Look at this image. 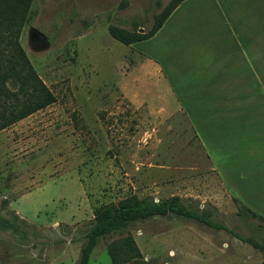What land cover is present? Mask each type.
<instances>
[{"label":"rangeland","instance_id":"1","mask_svg":"<svg viewBox=\"0 0 264 264\" xmlns=\"http://www.w3.org/2000/svg\"><path fill=\"white\" fill-rule=\"evenodd\" d=\"M169 2L32 1L19 43L56 102L0 131L2 264H76L94 209L133 186L139 198L180 195L208 224L173 214L131 222L143 261L127 264H264L236 237L264 243V220L240 217L219 186L206 195L202 147L155 72L162 39L126 46L108 33L110 25L148 31ZM32 28L42 42H30ZM179 177L174 191L155 190ZM84 195L89 203L69 220ZM118 237L100 238L88 264H111L106 244Z\"/></svg>","mask_w":264,"mask_h":264},{"label":"crops","instance_id":"2","mask_svg":"<svg viewBox=\"0 0 264 264\" xmlns=\"http://www.w3.org/2000/svg\"><path fill=\"white\" fill-rule=\"evenodd\" d=\"M158 37L155 72L202 147L207 197L219 186L264 220V0H184L149 39ZM181 180L155 190L174 191ZM84 198L69 220L89 203Z\"/></svg>","mask_w":264,"mask_h":264},{"label":"trees","instance_id":"3","mask_svg":"<svg viewBox=\"0 0 264 264\" xmlns=\"http://www.w3.org/2000/svg\"><path fill=\"white\" fill-rule=\"evenodd\" d=\"M32 1L0 0V131L56 102V97L38 77L19 43ZM183 1L170 0L146 32L140 33V29L134 25L131 29L110 25L108 33L112 39L126 46L147 40L161 28L169 15ZM233 202L237 205L240 217L260 218L237 199H233ZM190 204L178 196L155 201L149 196L139 198L136 195H129L116 203L99 206L93 211L92 222L85 234L86 241L80 249L76 264H88L99 239L114 235L119 237L106 244L111 264H127L138 259L142 263L138 247L127 230L128 224L169 214L208 224L202 216L195 214ZM2 224H6V221L0 218V226ZM236 237L259 250L264 257V243L239 235ZM3 262L5 261L0 260V264Z\"/></svg>","mask_w":264,"mask_h":264},{"label":"water","instance_id":"4","mask_svg":"<svg viewBox=\"0 0 264 264\" xmlns=\"http://www.w3.org/2000/svg\"><path fill=\"white\" fill-rule=\"evenodd\" d=\"M139 32L141 33L142 30L140 29ZM45 39V37L37 31L35 28H32L29 32V40L31 43H39L42 42Z\"/></svg>","mask_w":264,"mask_h":264}]
</instances>
